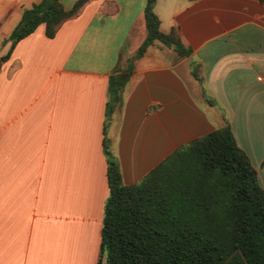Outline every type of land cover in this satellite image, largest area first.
Wrapping results in <instances>:
<instances>
[{
    "label": "crops",
    "instance_id": "1",
    "mask_svg": "<svg viewBox=\"0 0 264 264\" xmlns=\"http://www.w3.org/2000/svg\"><path fill=\"white\" fill-rule=\"evenodd\" d=\"M39 1L0 0V264H96L103 139L131 185L226 122L264 191V3L155 0L159 30L174 28L189 52L154 41L128 71L145 0H87L52 37L39 24L11 46Z\"/></svg>",
    "mask_w": 264,
    "mask_h": 264
},
{
    "label": "trees",
    "instance_id": "2",
    "mask_svg": "<svg viewBox=\"0 0 264 264\" xmlns=\"http://www.w3.org/2000/svg\"><path fill=\"white\" fill-rule=\"evenodd\" d=\"M86 1L76 0L68 10L60 0L34 3L8 35L10 45L39 24L52 37ZM154 2L145 0V35L126 60L128 71L154 41L178 55L189 52L174 28L159 30ZM196 71L193 65L191 75L200 83ZM117 82L111 77L108 110L118 99ZM102 147L108 194L96 264H264V191L228 123L180 145L131 185L121 182L106 139Z\"/></svg>",
    "mask_w": 264,
    "mask_h": 264
},
{
    "label": "rangeland",
    "instance_id": "3",
    "mask_svg": "<svg viewBox=\"0 0 264 264\" xmlns=\"http://www.w3.org/2000/svg\"><path fill=\"white\" fill-rule=\"evenodd\" d=\"M152 51H153V49H152ZM204 105V104H203Z\"/></svg>",
    "mask_w": 264,
    "mask_h": 264
}]
</instances>
